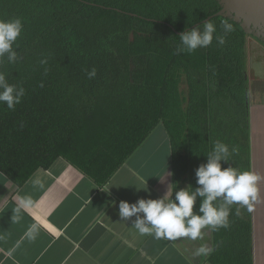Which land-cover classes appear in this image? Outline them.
I'll use <instances>...</instances> for the list:
<instances>
[{"label":"trees","instance_id":"obj_1","mask_svg":"<svg viewBox=\"0 0 264 264\" xmlns=\"http://www.w3.org/2000/svg\"><path fill=\"white\" fill-rule=\"evenodd\" d=\"M220 9L217 0H0V20L24 24L18 59L0 72L25 89L14 110L0 103V172L21 187L62 158L103 187L160 124L175 191L199 187L218 140L238 148L222 170H250V37L213 17ZM210 17L218 33L232 25L226 42L175 54L180 35ZM212 234L211 264H253L246 206L233 205L228 227Z\"/></svg>","mask_w":264,"mask_h":264},{"label":"crops","instance_id":"obj_2","mask_svg":"<svg viewBox=\"0 0 264 264\" xmlns=\"http://www.w3.org/2000/svg\"><path fill=\"white\" fill-rule=\"evenodd\" d=\"M247 76L250 171L261 177L251 210L252 253L253 264H264V47L251 37ZM36 175L43 187L33 186ZM172 188V146L162 124L103 187L62 158L37 170L21 187L0 172V264H211V254L193 255L200 244L213 249L211 228L195 242L187 237L156 240L133 228L136 216L121 219V201L160 199ZM24 195L35 206L13 223ZM33 223L40 225L35 239L27 235Z\"/></svg>","mask_w":264,"mask_h":264},{"label":"clouds","instance_id":"obj_3","mask_svg":"<svg viewBox=\"0 0 264 264\" xmlns=\"http://www.w3.org/2000/svg\"><path fill=\"white\" fill-rule=\"evenodd\" d=\"M23 29L24 24L21 18L0 20V63L5 58L9 62H16L18 53L13 45L22 35ZM231 31V24L223 25L222 33H218L216 25L211 20L205 22L202 28H195L180 35L182 46L176 50L175 54L191 53L198 48H207L214 39L219 45H223L226 42V34ZM41 63L46 64L47 60H42ZM96 75L95 68L88 72L89 79ZM24 95L23 87L9 84L4 73L0 72V103L14 110L15 106L21 103ZM235 154H238L237 147L233 146L230 151L227 144L216 141L213 150L207 154V163L202 164L196 171V183L199 187L193 189L189 185L186 189L179 191L172 188L163 198L141 199L136 204L121 201L119 204L121 219L127 220L136 216L133 228L141 236L151 235L156 240L187 237L195 242L203 240L205 229L228 227L233 205L246 206L249 211L252 210L253 202L258 200V183L261 180L259 175L250 170L240 171L231 166L222 170V162L228 163L229 157ZM31 182L33 186L43 187L42 178L39 175L34 176ZM173 192L175 198L171 199ZM198 198L202 200L197 214L194 208ZM34 206L31 196H22L14 210L13 223L20 219L22 211ZM239 211L240 209L237 208V214ZM141 213L142 217L139 215ZM39 229L40 225L33 223L27 232L29 238L35 239L39 235ZM213 251L214 249L209 248L207 244H200L195 248L193 255L204 257Z\"/></svg>","mask_w":264,"mask_h":264},{"label":"water","instance_id":"obj_4","mask_svg":"<svg viewBox=\"0 0 264 264\" xmlns=\"http://www.w3.org/2000/svg\"><path fill=\"white\" fill-rule=\"evenodd\" d=\"M221 9L213 17L238 24L246 35L264 47V0H217ZM208 18L205 22L209 21Z\"/></svg>","mask_w":264,"mask_h":264}]
</instances>
